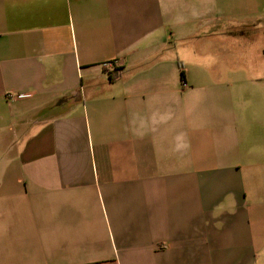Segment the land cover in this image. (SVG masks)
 <instances>
[{
	"label": "crops",
	"instance_id": "0c3cea01",
	"mask_svg": "<svg viewBox=\"0 0 264 264\" xmlns=\"http://www.w3.org/2000/svg\"><path fill=\"white\" fill-rule=\"evenodd\" d=\"M258 32L264 0H0V264H264Z\"/></svg>",
	"mask_w": 264,
	"mask_h": 264
},
{
	"label": "rangeland",
	"instance_id": "374dc122",
	"mask_svg": "<svg viewBox=\"0 0 264 264\" xmlns=\"http://www.w3.org/2000/svg\"><path fill=\"white\" fill-rule=\"evenodd\" d=\"M257 36L254 37L252 39V42L250 44V53H251V57H252V60L253 61H258V64L257 66H260L262 63L264 64V37L262 36V33L258 32V33H255ZM253 53H254V56H253ZM259 73V68H258V71L255 72V71H252V73L249 72H243V73H240L242 76H250L251 74L252 75H256ZM222 77L225 76V74H222ZM260 86V84H259ZM253 88L251 87L250 88V92H253ZM253 104V103H252ZM258 107L256 105H251V111H250V116H261L262 114L260 112H257L256 109Z\"/></svg>",
	"mask_w": 264,
	"mask_h": 264
},
{
	"label": "built area",
	"instance_id": "2783aa9c",
	"mask_svg": "<svg viewBox=\"0 0 264 264\" xmlns=\"http://www.w3.org/2000/svg\"><path fill=\"white\" fill-rule=\"evenodd\" d=\"M120 63H119V61L118 60H113V61H109V62H106L104 65L106 66V67H109V68H111L112 70H119V65ZM25 96H27V94H17V95H10V97H25Z\"/></svg>",
	"mask_w": 264,
	"mask_h": 264
},
{
	"label": "trees",
	"instance_id": "16d2710c",
	"mask_svg": "<svg viewBox=\"0 0 264 264\" xmlns=\"http://www.w3.org/2000/svg\"><path fill=\"white\" fill-rule=\"evenodd\" d=\"M182 78H183V80H184V73H182Z\"/></svg>",
	"mask_w": 264,
	"mask_h": 264
}]
</instances>
